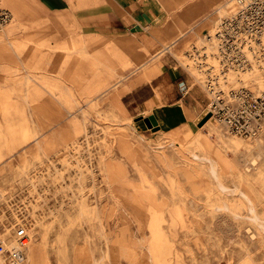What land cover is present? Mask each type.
Returning <instances> with one entry per match:
<instances>
[{
	"label": "rangeland",
	"instance_id": "1",
	"mask_svg": "<svg viewBox=\"0 0 264 264\" xmlns=\"http://www.w3.org/2000/svg\"><path fill=\"white\" fill-rule=\"evenodd\" d=\"M172 2L180 11L155 33L164 50L124 80L100 55L102 39L64 22L16 16L0 34V239L25 225L35 264H264V130L244 140L214 119L185 134L148 130L127 111L125 84L172 63L209 105L187 51L238 1ZM260 56L230 84L263 90ZM153 87L159 106L175 101L176 84Z\"/></svg>",
	"mask_w": 264,
	"mask_h": 264
},
{
	"label": "crops",
	"instance_id": "2",
	"mask_svg": "<svg viewBox=\"0 0 264 264\" xmlns=\"http://www.w3.org/2000/svg\"><path fill=\"white\" fill-rule=\"evenodd\" d=\"M1 1L3 7L11 12L12 21L17 16L20 22L29 20V23H33L40 19L51 22L52 25L64 22L79 29L80 32L87 31L94 38L102 39L99 53L118 80L134 77L145 62L164 50L163 44L155 36L159 29L158 24L162 20L152 25L147 22L145 15L155 20L164 14V18L167 19L170 11H178L177 7L170 5L172 0L163 1L159 5L144 2L147 0ZM192 20L194 19L190 18L188 21ZM136 27L140 30H135ZM166 49L170 52V49ZM151 67L150 70H146V74L156 66ZM144 73L135 82L125 84L128 90L124 93L123 99L127 111L131 112L133 117H139L138 122L144 124L148 130L145 119L153 116L157 127L161 129H166L167 124V130L177 134L189 132L191 124H195L194 120L208 106L204 104L205 96L200 94L198 89H193L190 76L184 70H180L175 63L166 64L164 71L150 80L145 79ZM161 78L164 82L171 81L178 86L176 96L171 97L175 101L163 106L158 105L159 96L154 93L153 87ZM147 87H152L153 94L141 96V92ZM184 87L190 89L188 96L179 97Z\"/></svg>",
	"mask_w": 264,
	"mask_h": 264
},
{
	"label": "built area",
	"instance_id": "3",
	"mask_svg": "<svg viewBox=\"0 0 264 264\" xmlns=\"http://www.w3.org/2000/svg\"><path fill=\"white\" fill-rule=\"evenodd\" d=\"M237 1L238 11L222 18L202 44H191L187 57L202 76L197 81L210 96L211 120L230 135L252 140L264 130V89L234 86L230 76L245 74L260 61L264 52V0ZM12 18L0 0V34ZM183 91L187 94L188 88ZM7 239H0L3 263L23 264L31 240L27 227L17 226Z\"/></svg>",
	"mask_w": 264,
	"mask_h": 264
},
{
	"label": "bare ground",
	"instance_id": "4",
	"mask_svg": "<svg viewBox=\"0 0 264 264\" xmlns=\"http://www.w3.org/2000/svg\"><path fill=\"white\" fill-rule=\"evenodd\" d=\"M180 7H178V11H180V9H179ZM238 8H237V6H236V4H234V9H233V11H232V13L230 14V15H232V14H235L238 10H237ZM221 12V10H220V8L219 9H217V13H220ZM208 16H212V14H209ZM207 19V18H206ZM208 19H209V17H208ZM186 21V20H185ZM194 28H190L189 30H188V32H186V33H183V34H181L180 35V37L179 38H177L175 41H173L170 45H168L166 48H168V49H172L174 46H176L179 42H181L182 40H184V38H186V36L188 35V33L189 32H194ZM150 68H152L151 66L150 67H148V69L150 70ZM124 80V79H123ZM208 123L210 122V121H207ZM207 122H206V124H207ZM238 161L239 162H243L244 160H243V157L242 156H239L238 157ZM248 169V168H247ZM211 171H212V173L216 176V171H215V169L213 168V166L211 167ZM219 187L220 188H222V189H224V186L223 185H221V184H219ZM255 222H258V218H257V216H255V215H253V217H251ZM261 225V224H260ZM249 230V229H248ZM255 237V236H254ZM30 245H31V243H30ZM29 245V247H28V250H27V252L28 253H26L27 254V257H26V259H25V261L24 262H26L27 264H35L37 261H38V249L35 247V246H30ZM28 260V261H27ZM0 264H4L3 263V261H2V259L0 258Z\"/></svg>",
	"mask_w": 264,
	"mask_h": 264
},
{
	"label": "water",
	"instance_id": "5",
	"mask_svg": "<svg viewBox=\"0 0 264 264\" xmlns=\"http://www.w3.org/2000/svg\"><path fill=\"white\" fill-rule=\"evenodd\" d=\"M165 17L164 14L160 15L158 18H156L155 20H151L147 15H145V19L147 20L148 23L152 24V25H156L158 24L163 18ZM135 30H140L139 27H136ZM211 119V113L209 111L208 108L204 109L201 114L194 120V123L199 126L202 127L203 125L206 124L207 121H209ZM145 123L147 124L148 128L152 129V128H156L157 127V122L155 120V118L153 116H150L149 118L145 119Z\"/></svg>",
	"mask_w": 264,
	"mask_h": 264
}]
</instances>
